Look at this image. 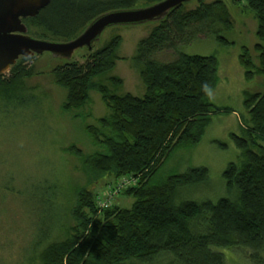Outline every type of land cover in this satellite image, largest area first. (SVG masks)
I'll list each match as a JSON object with an SVG mask.
<instances>
[{
	"label": "trees",
	"instance_id": "16d2710c",
	"mask_svg": "<svg viewBox=\"0 0 264 264\" xmlns=\"http://www.w3.org/2000/svg\"><path fill=\"white\" fill-rule=\"evenodd\" d=\"M159 1L51 0L37 16L23 21L28 32V24L43 30L41 36L30 34L34 37L69 41L103 13ZM239 1H245L254 12L258 38L253 50L256 58L244 47L240 62L247 80L262 77L263 89L245 91V114L239 116L242 134H232L242 151L241 161L230 163L223 176L227 188L236 191L235 198L176 203L179 187L209 181L206 167L171 175L162 183L152 182L166 156L180 146L200 143L212 115L231 111L215 106L202 90L205 82L213 91L218 84L217 57L181 51L182 45L207 36L230 44L225 37L234 27L230 10L223 0L202 1L190 10L183 4L140 39L131 57L145 85L143 96L117 92L124 84L121 77L112 75L120 60L121 35L99 49L93 47L84 62L72 60L54 69L57 83L67 90L63 111L81 109L93 90L101 94L109 110L98 119V125L85 127L100 149L86 153L72 144L63 150L80 160L88 185L107 176L113 178L107 187L126 177L134 178L135 184L115 197L132 198L130 207L117 205L114 200L109 207L101 208L99 192L87 186L73 187V223L65 224L62 219L57 240L43 248L41 224L38 240L28 255L38 259L36 264H228L225 255L215 249L237 247L250 249L255 261L263 259L264 0H233ZM167 52H173V59H161ZM30 76L31 70L18 61L8 74L0 75L1 117L24 113L37 101L25 85ZM105 77L110 84L100 81ZM4 188L0 186V191H10ZM30 188L34 200L41 201L42 185ZM29 259L32 263L34 257Z\"/></svg>",
	"mask_w": 264,
	"mask_h": 264
},
{
	"label": "rangeland",
	"instance_id": "374dc122",
	"mask_svg": "<svg viewBox=\"0 0 264 264\" xmlns=\"http://www.w3.org/2000/svg\"><path fill=\"white\" fill-rule=\"evenodd\" d=\"M202 1L215 0H190L184 3V9H194ZM223 1L234 21L233 29L225 33L230 44H222L215 37L207 36L182 45L181 51L217 57L219 78L210 100L215 106L229 108L231 111L212 115V122L206 128L200 143L180 146L165 157L152 181L154 184L162 183L171 175L183 174L195 167H206L209 170L208 182L179 187L175 194L176 203L185 200L216 202L223 197L235 198L236 191L227 188L223 176L230 163L241 161L242 151L237 147L232 134H242L239 116L245 114V91L256 92L263 89L262 77L255 76L252 80H247L240 62L244 47H248L256 58L253 50L258 38L254 12L247 7L245 1ZM145 6L148 4L140 2L133 8ZM159 24L160 22H146L113 25L106 28L100 40L94 44V49H99L116 35H121L123 39L118 51L120 60L112 72V75L124 80L123 86L117 92H129L135 96L145 94V85L130 60L140 39L146 37ZM28 25L29 34L44 35L40 27ZM94 49L80 48L72 59L54 57L45 52L18 60L31 70V76L26 79L25 85L29 92L36 95L37 101L31 103L24 113L12 112L6 117L0 116V186L6 187V191L10 189L9 192L0 191V264H36L38 259L31 256L35 261L32 260L31 263L29 256L31 246L40 235L41 224L43 248L50 241L57 240L62 219L65 224L73 223L70 216V208L75 200L73 187L87 186L101 193L108 186L107 183L113 180L107 176L96 184L88 185L80 160L63 150L72 144H76L86 153L100 149L93 144L85 127L90 124L98 125V119L109 113L101 94L93 90L90 100L81 109L63 111L67 90L57 83L54 74V69L66 62H84ZM172 54L173 52L161 54V59L171 60ZM100 81L110 84L107 77ZM36 185H42V200L38 203L30 188L35 186L37 189ZM15 188L27 196L20 194ZM52 188L56 190H50ZM13 189L14 192L11 193ZM114 202L130 207L133 199L119 196ZM215 250L225 255L228 264H264V255L263 259L255 261L251 258L250 249L244 247Z\"/></svg>",
	"mask_w": 264,
	"mask_h": 264
},
{
	"label": "water",
	"instance_id": "95a60500",
	"mask_svg": "<svg viewBox=\"0 0 264 264\" xmlns=\"http://www.w3.org/2000/svg\"><path fill=\"white\" fill-rule=\"evenodd\" d=\"M188 1L161 0L141 8L112 10L95 18L76 38L55 41L30 35L23 21L37 16L51 0H0V75L8 74L21 57L49 52L54 57L72 59L80 48L93 49L106 28L160 22Z\"/></svg>",
	"mask_w": 264,
	"mask_h": 264
},
{
	"label": "built area",
	"instance_id": "2783aa9c",
	"mask_svg": "<svg viewBox=\"0 0 264 264\" xmlns=\"http://www.w3.org/2000/svg\"><path fill=\"white\" fill-rule=\"evenodd\" d=\"M135 179L132 177L129 178H123L117 183H114V185H111L107 187L105 190H103L97 197L98 204L101 208L109 207L115 197L120 193V191L129 185H134Z\"/></svg>",
	"mask_w": 264,
	"mask_h": 264
},
{
	"label": "clouds",
	"instance_id": "9594fccd",
	"mask_svg": "<svg viewBox=\"0 0 264 264\" xmlns=\"http://www.w3.org/2000/svg\"><path fill=\"white\" fill-rule=\"evenodd\" d=\"M202 90L205 92L206 95L209 96V98L212 97V95H213V89L211 88V86L207 82H205L203 84Z\"/></svg>",
	"mask_w": 264,
	"mask_h": 264
}]
</instances>
